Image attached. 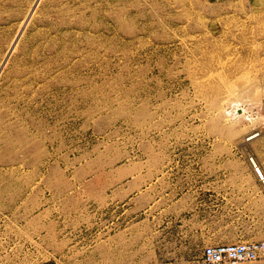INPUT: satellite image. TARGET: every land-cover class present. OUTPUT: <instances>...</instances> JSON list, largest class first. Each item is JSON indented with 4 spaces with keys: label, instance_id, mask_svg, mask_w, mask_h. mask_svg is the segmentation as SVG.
I'll list each match as a JSON object with an SVG mask.
<instances>
[{
    "label": "rangeland",
    "instance_id": "obj_1",
    "mask_svg": "<svg viewBox=\"0 0 264 264\" xmlns=\"http://www.w3.org/2000/svg\"><path fill=\"white\" fill-rule=\"evenodd\" d=\"M263 240L264 0H0V264Z\"/></svg>",
    "mask_w": 264,
    "mask_h": 264
},
{
    "label": "built area",
    "instance_id": "obj_2",
    "mask_svg": "<svg viewBox=\"0 0 264 264\" xmlns=\"http://www.w3.org/2000/svg\"><path fill=\"white\" fill-rule=\"evenodd\" d=\"M259 259H264V240L210 245L203 253L205 264H240Z\"/></svg>",
    "mask_w": 264,
    "mask_h": 264
}]
</instances>
